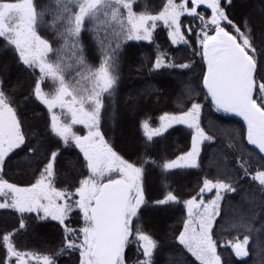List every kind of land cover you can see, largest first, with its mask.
I'll return each instance as SVG.
<instances>
[{
	"label": "snow or ice",
	"instance_id": "snow-or-ice-1",
	"mask_svg": "<svg viewBox=\"0 0 264 264\" xmlns=\"http://www.w3.org/2000/svg\"><path fill=\"white\" fill-rule=\"evenodd\" d=\"M47 12L0 0V264H165L164 249L180 264H229L225 252L246 264L264 240V0H58L52 35ZM145 42L136 71L156 80L124 90L128 48ZM162 83L178 108L160 106ZM215 113L240 118L230 142L209 131ZM125 122L127 148L114 138ZM173 133L184 143L167 152ZM166 212L175 222L157 230ZM48 226L50 247L18 243Z\"/></svg>",
	"mask_w": 264,
	"mask_h": 264
},
{
	"label": "trees",
	"instance_id": "trees-1",
	"mask_svg": "<svg viewBox=\"0 0 264 264\" xmlns=\"http://www.w3.org/2000/svg\"><path fill=\"white\" fill-rule=\"evenodd\" d=\"M43 2L45 8L48 9L46 16V26L48 34L52 35L55 32L62 31L63 26L60 24V21L58 19V0H43ZM159 2L160 0H142L143 6L148 9L157 7L159 5ZM253 2L259 3V0H253ZM187 22L188 21H186V23ZM83 42L88 47V51L90 54L89 60L91 61L92 56L96 51L95 46L89 39L87 34L84 36ZM61 43H63V41H61ZM71 43V39H69V50L66 52L67 57H71ZM156 43L161 45L162 51L168 50L165 33L159 32L157 34ZM153 47L154 46L149 45L147 42L140 45L133 44L129 46L125 56V64L122 69L124 73V81L122 88L124 90L131 89L133 92H135L142 86L148 88L146 82L150 79L153 81L156 80V78L147 77L142 72L136 71V68L139 65L140 53H150L153 51ZM69 63H72V61L69 60ZM161 87L164 88V92L159 95V98L160 106L163 108V110H174V108H178L182 101L179 97L176 98L175 102L172 101L171 93L173 89L168 86L167 83H162ZM153 99H155V96H153ZM159 114V111H153L150 113V115H152L154 118L157 117ZM224 117L225 114L223 113H215L210 118H208L206 122L209 131L217 134L221 138V140L226 143L230 142L231 140L232 134L230 132V128L233 126H238L240 118L231 117L225 119ZM109 126H111V122H109ZM74 130L79 132L80 134H83L80 127H77ZM129 131H131V136L133 140V137L137 135V133H135V130L133 129L130 123L125 122L116 128L114 138L119 146H124L125 148H127L128 144H130L126 140L127 136L130 134ZM183 143L184 136L173 133L172 136L168 137L166 141L161 143V147L164 148L167 152H173L182 147ZM205 159L207 161V157ZM200 175L202 174L196 171H192L187 175L183 176V178L179 181V183L183 187V191H191L195 187L196 181ZM160 190L163 191V188H161ZM150 220L151 223L157 228V230L163 231L169 225L174 224L175 215L171 212L156 213L150 218ZM232 235H235V233H232ZM224 238L227 239L228 236L226 235ZM55 239V229L51 226L45 228H38L34 231L26 232L21 236L17 237L18 243L22 246L24 250L37 251L50 247L55 242ZM253 248L254 250L250 253V256L246 258V264H264V240L258 239L254 244ZM225 257L229 260V264H237L236 258L231 257L229 253L225 252ZM160 259L164 260L165 264H180V261H182L184 257L175 250L164 249L161 252ZM59 264H65L63 258H61Z\"/></svg>",
	"mask_w": 264,
	"mask_h": 264
},
{
	"label": "rangeland",
	"instance_id": "rangeland-1",
	"mask_svg": "<svg viewBox=\"0 0 264 264\" xmlns=\"http://www.w3.org/2000/svg\"><path fill=\"white\" fill-rule=\"evenodd\" d=\"M130 134L127 136L126 140L128 143H131L132 142V136H131V131H129Z\"/></svg>",
	"mask_w": 264,
	"mask_h": 264
}]
</instances>
